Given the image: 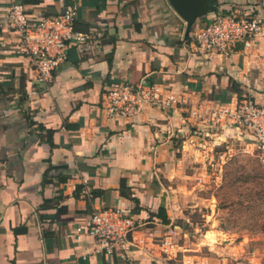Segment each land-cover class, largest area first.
<instances>
[{"label": "crops", "instance_id": "1", "mask_svg": "<svg viewBox=\"0 0 264 264\" xmlns=\"http://www.w3.org/2000/svg\"><path fill=\"white\" fill-rule=\"evenodd\" d=\"M17 1L33 18L77 6L75 27L91 30L98 42L72 44L46 85L16 53L18 35L0 29V264H163L151 244L168 225L158 215L165 207L162 165L197 136L180 108L108 119L102 94L146 77L210 105L240 96L225 93L233 79L264 104V32L239 43L233 54L219 55L200 51L191 39L207 16L187 33L169 0ZM11 2L0 0V23ZM214 7L244 9L264 21V0H218ZM238 131L225 126L218 136ZM124 184L139 203L121 194ZM93 191L103 192L93 198ZM104 207L125 208L140 219L136 236L149 246L106 253L95 237L76 232Z\"/></svg>", "mask_w": 264, "mask_h": 264}, {"label": "built area", "instance_id": "2", "mask_svg": "<svg viewBox=\"0 0 264 264\" xmlns=\"http://www.w3.org/2000/svg\"><path fill=\"white\" fill-rule=\"evenodd\" d=\"M77 15L78 7L71 5L58 15L33 18L24 4L12 0L0 28L18 35L16 53L28 58L36 71L37 80L48 85L55 70L67 60L72 44L92 47L98 42L91 30L76 29ZM262 32L264 21L253 13L240 8L228 13L218 9L209 13L206 22L192 31L191 39L200 51L231 55L239 43L249 44ZM101 107L108 119H134L147 108L161 111L180 108L186 113L192 133L202 144L214 139L220 129L229 126L245 134L256 149L264 153V104L246 94L226 102L213 100L207 105L201 100H193L188 91L177 92L167 85L142 77L138 81H122L107 87L102 94ZM142 227L140 219L127 209L104 207L95 209L87 224L79 225L76 232L95 237L102 250L113 253L132 244L148 247L144 238L136 236ZM178 233L177 226L169 223L166 231L151 241L163 264H175L179 259L181 247L176 240ZM182 262L196 264L193 256L187 254H183Z\"/></svg>", "mask_w": 264, "mask_h": 264}, {"label": "rangeland", "instance_id": "3", "mask_svg": "<svg viewBox=\"0 0 264 264\" xmlns=\"http://www.w3.org/2000/svg\"><path fill=\"white\" fill-rule=\"evenodd\" d=\"M195 139L162 165L182 251L175 264L183 254L196 264H264V153L239 131Z\"/></svg>", "mask_w": 264, "mask_h": 264}, {"label": "water", "instance_id": "4", "mask_svg": "<svg viewBox=\"0 0 264 264\" xmlns=\"http://www.w3.org/2000/svg\"><path fill=\"white\" fill-rule=\"evenodd\" d=\"M178 14L187 22L189 33L192 26L207 14L215 11L218 0H169Z\"/></svg>", "mask_w": 264, "mask_h": 264}, {"label": "trees", "instance_id": "5", "mask_svg": "<svg viewBox=\"0 0 264 264\" xmlns=\"http://www.w3.org/2000/svg\"><path fill=\"white\" fill-rule=\"evenodd\" d=\"M228 92H237L240 96L243 95V90L240 88V84L237 81L233 80V79L231 80V85L228 87V89L225 90L226 94ZM218 98L221 99V100H225L224 97L223 98L222 97H218ZM48 132L50 134L49 138H51V135H52L53 131L48 130ZM102 192L103 191H93L92 197L94 198L96 195H99ZM121 194L124 195V196L130 197V198H133L136 201V203H139V200L137 198L131 197V196H129V194H127L125 192V184L122 185V187H121ZM62 201H63V197L62 196L56 197L55 201H54L55 202V206H57L59 208V211H61V212L64 211V209H65V206L62 204ZM158 215L162 218L164 223H166V224L170 223V219H169L168 214L166 212V209H165V207L163 205L160 207Z\"/></svg>", "mask_w": 264, "mask_h": 264}]
</instances>
